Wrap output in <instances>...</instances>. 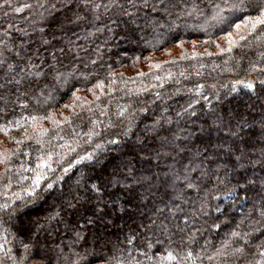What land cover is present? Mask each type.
<instances>
[{
	"label": "trees",
	"instance_id": "trees-1",
	"mask_svg": "<svg viewBox=\"0 0 264 264\" xmlns=\"http://www.w3.org/2000/svg\"><path fill=\"white\" fill-rule=\"evenodd\" d=\"M93 3L109 10L94 12ZM193 3L199 13L183 15ZM216 4L225 7V0H172L166 15L141 0L117 6L113 0H46L45 8L37 0H0V33L8 32L0 36L6 60L0 93L8 101L0 105V160L8 157L0 162V205L12 206L0 210V264H59L70 245L86 257L82 264H105L114 246H125L153 220L171 230L147 233L163 241L154 257L162 264H230L216 249L233 230H250L253 221L241 220L264 187V34H249L245 12L226 10L224 19H212ZM229 33L236 42L231 51ZM52 65L78 71L37 103L33 80L44 78L29 73L50 80ZM17 121L25 127L15 139ZM55 211L61 222L37 231V222L47 225ZM255 227L251 242L258 248L264 224ZM164 249L174 259H163ZM187 252L192 257L185 260Z\"/></svg>",
	"mask_w": 264,
	"mask_h": 264
},
{
	"label": "snow or ice",
	"instance_id": "snow-or-ice-1",
	"mask_svg": "<svg viewBox=\"0 0 264 264\" xmlns=\"http://www.w3.org/2000/svg\"><path fill=\"white\" fill-rule=\"evenodd\" d=\"M86 3H92V0H86ZM172 3V0H141V6L144 8H150L152 12H163L166 15H171L170 12H168V5ZM119 5V0H113V6ZM38 8H45L46 7V0H37ZM122 6V5H121ZM135 6V5H134ZM24 7L31 9L33 5L26 4ZM55 7V5H53ZM104 7L105 10H109V5L107 4H94L92 5V10L95 12L99 8ZM214 8L216 9L212 19H224L223 13L224 11H239V12H245L248 13L247 16L243 17V24L245 27L250 29V33H257V30L259 29L260 32L257 33V36L254 37L258 39L261 34H264V0H232L231 3L228 2V0H225V7H221V5L216 4L214 5ZM16 11H20V9H16ZM200 9L199 6L195 3L192 4L190 9H185L183 11V15L192 16L194 13H199ZM254 13V14H253ZM129 15H131L129 13ZM99 19V16L96 17ZM164 17L162 16L161 19ZM179 18V16H178ZM82 19V17L77 16V21ZM152 23L158 27H164V24L159 23L157 20H153ZM235 28L237 31L240 30L241 25L236 24ZM22 31L23 35H27L26 30H19ZM0 36H8L7 30H5L3 33H0ZM229 36V49L228 51L232 50V46L236 45V42L231 39V33L228 34ZM247 39L246 36H241V40ZM47 43V41H45ZM7 45H5V48ZM20 47H23V44L20 45ZM8 51H11V49H8ZM17 56H19V52L16 53ZM6 63V60L3 58V51L0 50V67L4 66ZM95 63V61H93ZM52 73L51 79H48L49 74L46 73H29L31 75H34L35 77H43V83L39 81V79L33 80V84H35L36 89L39 90V94H35L34 98L37 103H40L42 98L44 100H47L51 97L52 93L50 89H55L57 87L62 86L63 84H67L68 81L75 77L76 71L78 69L76 68H70L67 71H60L55 67V65H52ZM158 67V65H157ZM7 68L9 72L15 71V66L11 63L7 64ZM87 79V77H85ZM13 81L17 84L20 83V81L15 80L13 77ZM13 81H9V83H12ZM261 84H264V80L260 81ZM0 87H3V85H0ZM97 88H102L101 84L96 85ZM200 87H203V85H200ZM248 89L253 88L252 83H248L245 85ZM91 91V89H89ZM76 100H80L81 98L79 96H76L75 93H73ZM99 99V97H97ZM7 100L5 96L0 93V105L6 106ZM22 107H27V105H22ZM70 105L65 104L64 108H69ZM4 110L3 107H0V112ZM141 111H144V109H141ZM125 113L124 111H121L118 116L124 117ZM131 115V114H130ZM45 119H50V117H44ZM32 120H37L38 117L32 116ZM65 120L67 121L68 118L65 117ZM69 123L71 121H68ZM17 123H19L17 121ZM53 123H56V121H53ZM91 135V133H89ZM98 135V133H97ZM18 143H22L21 141H18ZM39 143V141H37ZM109 143H118L116 140H111ZM97 147H102L101 145H97ZM27 154V153H26ZM88 159H91V156L87 157ZM8 157H4L3 160H0V162H7ZM45 167H50V165L45 164ZM69 171L68 168L64 169V172L67 173ZM62 179V177H57L56 180H53L52 182H49L47 184V189L51 190L54 188V186ZM39 178H37L36 184L39 185ZM252 181H249V184H251ZM187 187L192 188L195 187L191 182L188 183ZM93 189L95 190V186H93ZM249 189H244L245 192V199H249L247 197V192ZM17 198L19 199V194H15ZM27 195L30 197H35L36 193L35 191H27ZM231 195V193H230ZM179 199V197H177ZM252 202V208L249 210L247 216L241 220V224H243L246 220L253 221L249 225L250 230L247 232H242L239 230H233L229 234V238L226 239L221 248L216 249V252L218 255L224 256L225 259H228V257H231L230 264H264V243H261L258 248H254L252 246L251 237L253 236V233L257 231L255 224H264V187L261 188V194L258 201H251ZM67 207H74L71 203V201H68ZM12 206L10 204H2L0 205V210H3L5 212H8V210ZM219 210V208H218ZM223 214V213H222ZM61 213L59 211L52 212L47 217V225L46 224H39L37 222V231L44 230L46 226H54L58 225L61 222ZM5 221L3 218H0V223H4ZM145 229H147L146 232L140 233L137 231L134 235H130L127 237V244L123 247L120 246H114V250H110L112 254L110 256L104 257L105 264H162L161 260L154 259L156 257V252L160 250V248L163 247V241H161L159 238H156L153 240L147 233L153 232L154 229L158 230L162 234H168L170 233V229L167 223H165L163 220L157 222L153 220L150 224L143 226ZM214 227L216 229L220 228V224H215ZM240 228V225H237V229ZM77 239H82L80 232L77 231L75 233ZM143 235L144 240L141 245L135 244V241ZM170 239V236L168 237ZM194 239V237H189L188 241L191 242ZM21 247L22 249L27 252L29 249V244L21 241ZM0 248H3V245H0ZM156 249V251H153V249ZM230 250V251H229ZM164 251L167 253L163 259L172 260L174 259V256L172 255V252L168 249H164ZM253 252H255L256 256L253 259H249L250 256H252ZM192 257L191 252H187L184 259H190ZM214 257H209V259H213ZM86 259L85 256L81 255L79 251H77L74 247L71 245L68 247V251L66 253L62 252L60 258H59V264H82V262Z\"/></svg>",
	"mask_w": 264,
	"mask_h": 264
},
{
	"label": "rangeland",
	"instance_id": "rangeland-1",
	"mask_svg": "<svg viewBox=\"0 0 264 264\" xmlns=\"http://www.w3.org/2000/svg\"><path fill=\"white\" fill-rule=\"evenodd\" d=\"M24 127H25V123H24V122H20V123H18V124L13 128L12 133H13V137H14L15 139H17V138L20 136V134H21V132L23 131ZM93 220H94V219H92L90 222L86 223V225H87V224H88V225H91ZM93 222H94V221H93Z\"/></svg>",
	"mask_w": 264,
	"mask_h": 264
}]
</instances>
